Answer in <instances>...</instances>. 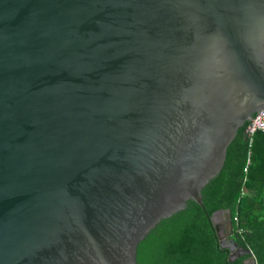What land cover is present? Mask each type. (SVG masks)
I'll list each match as a JSON object with an SVG mask.
<instances>
[{"label": "water", "instance_id": "obj_1", "mask_svg": "<svg viewBox=\"0 0 264 264\" xmlns=\"http://www.w3.org/2000/svg\"><path fill=\"white\" fill-rule=\"evenodd\" d=\"M263 105L264 0H0V264H140Z\"/></svg>", "mask_w": 264, "mask_h": 264}, {"label": "trees", "instance_id": "obj_2", "mask_svg": "<svg viewBox=\"0 0 264 264\" xmlns=\"http://www.w3.org/2000/svg\"><path fill=\"white\" fill-rule=\"evenodd\" d=\"M246 123L237 129L206 206L158 231L142 247L140 264H243L245 255L228 260V250L218 244L210 217L217 209L228 211L229 237L250 248L254 264H264V133L255 131L248 144Z\"/></svg>", "mask_w": 264, "mask_h": 264}, {"label": "built area", "instance_id": "obj_3", "mask_svg": "<svg viewBox=\"0 0 264 264\" xmlns=\"http://www.w3.org/2000/svg\"><path fill=\"white\" fill-rule=\"evenodd\" d=\"M257 130H260L264 133V105L257 112L252 114L251 118L247 120V123L244 127V134L247 137L248 144L251 143L253 133ZM249 154L250 152L248 150L245 157L244 165L242 166L243 171L247 170L248 164L250 162ZM250 256L253 257L252 251L250 252Z\"/></svg>", "mask_w": 264, "mask_h": 264}, {"label": "rangeland", "instance_id": "obj_4", "mask_svg": "<svg viewBox=\"0 0 264 264\" xmlns=\"http://www.w3.org/2000/svg\"><path fill=\"white\" fill-rule=\"evenodd\" d=\"M219 221L221 222V227H222V231L220 233L221 234L223 233L224 236H227L228 230H229L228 222H227V215L225 213L221 215V218L219 219Z\"/></svg>", "mask_w": 264, "mask_h": 264}, {"label": "flooded vegetation", "instance_id": "obj_5", "mask_svg": "<svg viewBox=\"0 0 264 264\" xmlns=\"http://www.w3.org/2000/svg\"><path fill=\"white\" fill-rule=\"evenodd\" d=\"M220 224H221V222H220ZM227 237H229V235H227ZM243 255H245L244 258H243V264H249L250 263V257L251 256L249 254H243ZM243 255H241V256H243Z\"/></svg>", "mask_w": 264, "mask_h": 264}, {"label": "crops", "instance_id": "obj_6", "mask_svg": "<svg viewBox=\"0 0 264 264\" xmlns=\"http://www.w3.org/2000/svg\"><path fill=\"white\" fill-rule=\"evenodd\" d=\"M224 213L227 215V212H226V211H222V212H220V213L217 215L218 218L220 219V218H221V215H223ZM227 222H228V217H227Z\"/></svg>", "mask_w": 264, "mask_h": 264}]
</instances>
